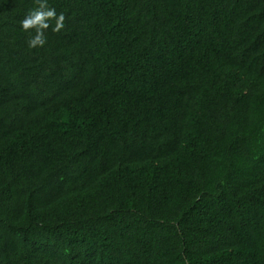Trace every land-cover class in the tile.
Segmentation results:
<instances>
[{
    "label": "trees",
    "instance_id": "obj_1",
    "mask_svg": "<svg viewBox=\"0 0 264 264\" xmlns=\"http://www.w3.org/2000/svg\"><path fill=\"white\" fill-rule=\"evenodd\" d=\"M0 0V264H264V0Z\"/></svg>",
    "mask_w": 264,
    "mask_h": 264
},
{
    "label": "clouds",
    "instance_id": "obj_2",
    "mask_svg": "<svg viewBox=\"0 0 264 264\" xmlns=\"http://www.w3.org/2000/svg\"><path fill=\"white\" fill-rule=\"evenodd\" d=\"M37 8L31 10L20 22L24 31L35 30V35L28 40L29 48L43 47L46 43L44 31L50 27L48 21L54 20V32H59L64 28L65 16L63 13L57 15L54 8H48L47 0H35Z\"/></svg>",
    "mask_w": 264,
    "mask_h": 264
}]
</instances>
